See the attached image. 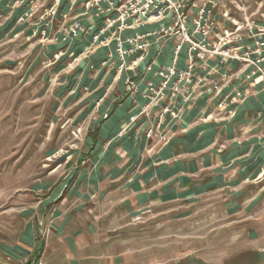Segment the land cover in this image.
<instances>
[{
  "label": "rangeland",
  "instance_id": "374dc122",
  "mask_svg": "<svg viewBox=\"0 0 264 264\" xmlns=\"http://www.w3.org/2000/svg\"><path fill=\"white\" fill-rule=\"evenodd\" d=\"M214 14L232 33L264 35V0H216ZM7 23L0 264H264V126L211 121L163 149L156 130L146 149L139 134L124 142L137 120L95 110L55 40Z\"/></svg>",
  "mask_w": 264,
  "mask_h": 264
},
{
  "label": "crops",
  "instance_id": "0c3cea01",
  "mask_svg": "<svg viewBox=\"0 0 264 264\" xmlns=\"http://www.w3.org/2000/svg\"><path fill=\"white\" fill-rule=\"evenodd\" d=\"M29 1L0 0V19H7V26L15 24L18 31H24L29 35L44 31L46 39L55 40L59 50L60 66L68 63V59L75 60L74 64L79 66L78 71L81 70V73L78 74L81 86L89 91L94 90L92 104L95 110L98 111L102 104L108 107L106 110L112 112L117 105L113 115L118 116L124 123H128L131 117L138 116L148 103L144 98L148 92V83L155 87L161 84V79L155 76V72L161 67L172 65L174 39H157L155 36H149L146 38L149 46L143 54H130L122 61L116 52L114 38H110L116 31L115 28L107 30L100 38V40L104 37L110 38L106 45L93 44L94 37L103 25L102 17H94L95 11L93 9L88 12L90 16L84 15L85 11L81 6L83 0L77 1L74 5L71 4L70 0H60L56 6L55 15L46 19L41 18V16L52 0L47 2L40 0L44 7L26 18L24 15L28 13ZM195 3L198 5L200 1L196 0ZM7 15L9 17L6 18ZM214 17L218 27L215 33H218V36L222 35L224 30H227L228 34L231 33L228 37L230 43L226 48L237 49L238 53L243 55L246 52L245 47L249 46L254 49L256 43L264 44V35H259L255 31L242 34L234 30L235 32L232 33L227 29V25H223V21L218 15ZM50 19L51 22L49 23L48 20ZM75 21H78L87 30L86 34L79 33L77 37L67 35L64 30L67 31ZM169 23L168 19L157 23L149 21L138 29L124 30L118 36L125 41L127 38H133L136 34L158 31ZM186 26L189 32L193 30L191 17L188 18ZM215 33L209 39L211 44L217 42ZM195 40L200 41L201 37L197 35ZM91 46H93L92 49ZM134 46L135 44L124 43L123 49L128 51ZM186 50L187 45H183L175 66L177 70L181 71L187 68ZM260 56L264 60V46ZM256 58L255 54L249 55L250 60ZM148 66L151 68L150 71H146ZM261 67L264 68V61L261 63ZM251 69V66L237 60L224 61L219 56L208 57L204 61L195 60V67L192 70V84L187 86L182 81L177 82V78L173 77L168 83V90L165 92L169 97V89L174 85L179 88L187 87L192 90L191 97L185 100L182 96L175 95L171 97L170 102L161 103L157 107L151 108L147 115L139 117L137 122L133 123L132 129H130L132 131L129 130L125 133L124 142L129 141L132 144L136 134H139L137 135L138 144L142 146V149H146L150 145L153 146L154 141H149L144 135L149 128H152L161 135L169 136L168 143L161 148L163 149L178 132L191 136L192 134L197 135L196 131L192 132L194 128L201 124L206 125L211 121L220 123L225 120H232L231 128L236 129L233 126H241V121L245 120L249 123L248 127L251 131L253 129L260 130L264 126V81L256 82L259 74L251 75ZM224 75L229 77L226 83L222 81ZM127 79L133 80L137 86V93L133 97H129L126 93L125 81ZM214 84L219 86L218 91L207 92L206 89H211ZM163 107L178 113L179 116L173 119L169 113H166L160 117ZM118 112L120 113L118 114ZM135 128H138V133L135 132ZM222 128L230 130L225 126ZM204 129L202 127V134L206 132L203 131ZM120 131L121 128H118L116 134ZM190 143L193 146L194 143ZM168 146L170 147L171 144Z\"/></svg>",
  "mask_w": 264,
  "mask_h": 264
},
{
  "label": "built area",
  "instance_id": "2783aa9c",
  "mask_svg": "<svg viewBox=\"0 0 264 264\" xmlns=\"http://www.w3.org/2000/svg\"><path fill=\"white\" fill-rule=\"evenodd\" d=\"M47 2L48 0H44ZM60 0H52L51 4L45 9L41 18H48L55 15L56 6ZM79 0H70L74 5ZM196 0H83L81 6L85 13L88 14L90 9L95 11L94 17H102V27H100L98 34L94 37L93 43L99 45H106L110 38H114L116 42V52L119 58L123 61L127 55L139 53L143 54L149 46L146 38L149 36H155L157 39H174V50L172 65L169 67H161L155 72V76L161 79V84L158 87L148 83V92L144 95V98L148 103L143 107L138 116L131 117L130 121L134 122L139 117L147 115L148 111L157 107L161 103L171 101V97L180 95L183 99L187 100L192 95V90L187 87L173 86L169 89L170 96L166 95L168 90V83L173 77L177 78V82H184L187 86L192 84V70L195 67V60L199 59L204 61L208 57L219 56L222 60H237L240 63L247 64L252 67L251 75L259 74L258 80L264 81V68L261 67V63L264 61L261 58L263 43H256L254 49L251 47L246 48V52L242 55L239 54L237 49L226 48L229 45L228 31H222V35L215 33L218 29L215 22L214 9L216 6V0H199L200 4L196 5ZM28 14L39 12L41 7H44L40 0H30L28 2ZM92 17V16H91ZM191 17V25L193 30L188 31L186 24L188 18ZM168 19L169 25L161 27L158 31H154L147 34H136L133 38H127L123 41L118 34L124 30L138 29L145 23L152 21L154 23ZM111 28H115L116 31L108 38H100L105 32ZM67 35L77 37L78 34H86L87 30L83 28L78 21H75L71 27L66 31ZM215 33L216 43L211 44L209 39L212 34ZM200 36L201 40L196 41L195 37ZM135 44L133 49L128 51L123 49V44ZM187 45V68L186 70H177L176 63L178 56L182 50V46ZM255 54L256 59L250 60L249 55ZM148 66L146 71H150ZM229 79L228 76L222 77L223 83ZM258 80L256 82H258ZM126 93L129 97H133L137 93V86L131 79L125 81ZM212 89V90H211ZM211 89H206L207 92H216L219 86L214 84ZM237 97H239L237 95ZM169 113L171 118L175 119L179 115L176 112H171L167 107L161 109L160 117ZM146 137L152 138L155 135V130L149 128L146 131Z\"/></svg>",
  "mask_w": 264,
  "mask_h": 264
}]
</instances>
